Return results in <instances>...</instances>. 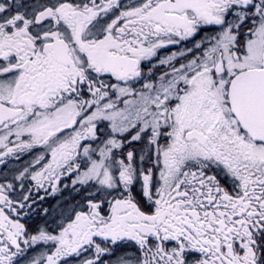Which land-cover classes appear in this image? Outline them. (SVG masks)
I'll list each match as a JSON object with an SVG mask.
<instances>
[{"label":"snow or ice","instance_id":"snow-or-ice-1","mask_svg":"<svg viewBox=\"0 0 264 264\" xmlns=\"http://www.w3.org/2000/svg\"><path fill=\"white\" fill-rule=\"evenodd\" d=\"M0 264H264V0H0Z\"/></svg>","mask_w":264,"mask_h":264}]
</instances>
